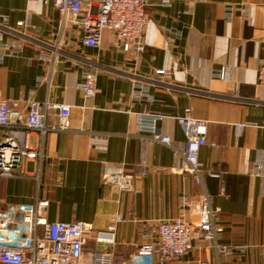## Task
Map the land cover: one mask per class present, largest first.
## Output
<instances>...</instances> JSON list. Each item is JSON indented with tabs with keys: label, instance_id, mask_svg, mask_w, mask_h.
<instances>
[{
	"label": "crops",
	"instance_id": "1",
	"mask_svg": "<svg viewBox=\"0 0 264 264\" xmlns=\"http://www.w3.org/2000/svg\"><path fill=\"white\" fill-rule=\"evenodd\" d=\"M148 12L144 52L125 53L108 30L99 47H84V29L63 25L43 0H0L11 28L29 23L19 54L0 63V95L14 113H27L31 103L71 107L69 131L30 135L42 159L18 177L0 178V210L46 200L48 222L92 225L87 251L104 249L97 233L113 234L115 264H131L145 232L182 215L184 196L194 205L186 220L195 225L208 195L224 229L218 245L247 249L227 257L195 242L167 264H263L264 0H150ZM88 74L96 75L93 96L80 88ZM144 114L161 117L158 128L176 150L139 132ZM47 116L55 124L56 112ZM187 116L204 124L202 184L181 171L188 133L178 120ZM116 168L135 176L133 192L105 183Z\"/></svg>",
	"mask_w": 264,
	"mask_h": 264
},
{
	"label": "built area",
	"instance_id": "2",
	"mask_svg": "<svg viewBox=\"0 0 264 264\" xmlns=\"http://www.w3.org/2000/svg\"><path fill=\"white\" fill-rule=\"evenodd\" d=\"M43 1L58 10L63 25L75 24L84 29V47H99L103 32L108 30L114 36V46L121 51L142 53L145 50L143 35L150 22V0ZM227 10L231 15L234 8ZM239 10L243 15L248 13L247 7ZM28 27L26 21L17 23L16 29L11 28L9 19L0 17V63L5 57L19 54L27 40L23 30ZM40 59L47 61L50 56L43 53ZM225 71L222 70L219 77H224ZM259 81L264 86V60L259 69ZM95 82L96 75L88 74L80 88L86 95L93 96ZM137 96L144 94L137 93ZM50 110L56 112L55 124L48 123ZM70 115V106L52 103H31L27 113H14L9 102L0 95V178L18 177L28 164L42 159V152L30 146V135L38 133L44 138L48 133L69 131ZM160 120L159 115H140L139 132L150 135L152 141L174 148L172 139L160 132ZM178 121L188 133L181 171L192 175L197 184H202L203 168L199 162V152L207 144L204 134L200 132L204 124L188 116ZM192 129L196 130L195 133H192ZM146 165L144 160L140 162L141 167L146 168ZM258 174L264 176L261 168ZM145 175L146 172L140 174L142 177ZM134 180V175L121 168L105 176L106 184L124 193L134 191ZM181 204L183 213L180 217L161 220L151 231L144 233L146 241L136 250L131 264H167L187 256L195 242H202L217 254L227 257H231L234 251L247 249L246 246L218 245V237L224 229L214 221L217 212L212 209L208 195L201 198L195 209L199 216V222L195 225L186 220L185 211L194 208L190 198L184 196ZM48 207V201L38 199L34 204H14L5 211L0 210V264H115L113 234L97 233V242L104 244V249L87 251L88 239L95 234L93 226L86 223H50L47 219Z\"/></svg>",
	"mask_w": 264,
	"mask_h": 264
}]
</instances>
